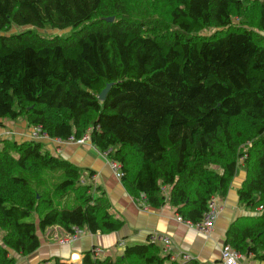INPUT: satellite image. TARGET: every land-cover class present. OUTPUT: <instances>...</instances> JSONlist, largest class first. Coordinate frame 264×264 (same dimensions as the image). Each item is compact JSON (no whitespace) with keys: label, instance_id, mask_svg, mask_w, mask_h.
Instances as JSON below:
<instances>
[{"label":"trees","instance_id":"1","mask_svg":"<svg viewBox=\"0 0 264 264\" xmlns=\"http://www.w3.org/2000/svg\"><path fill=\"white\" fill-rule=\"evenodd\" d=\"M15 26L30 29L5 34ZM20 120L51 139L89 135L135 199L193 225L242 169L239 199L257 215L226 244L264 262V0H0V126ZM86 175L42 142L0 140V264L35 254L48 228H123ZM82 264L181 263L149 242Z\"/></svg>","mask_w":264,"mask_h":264},{"label":"crops","instance_id":"2","mask_svg":"<svg viewBox=\"0 0 264 264\" xmlns=\"http://www.w3.org/2000/svg\"><path fill=\"white\" fill-rule=\"evenodd\" d=\"M31 131L32 128L27 122L5 121L3 126H0V140L27 141L30 140ZM39 142L44 143L53 155L69 160L81 168L92 170L93 175H87L86 182L94 187H101L106 192L112 204V212L124 222V226L120 231L110 234L94 235L82 232L76 241L68 244L60 242L68 236L63 229L48 228L45 233L40 232L41 247L33 254L30 264H52L54 261L51 260L55 258L69 264H82L84 254L93 250L97 252L98 258H116L123 254L127 246L148 244L153 235L169 238L172 250L168 253L163 251L170 256L175 253L190 254L196 264H223L220 254L233 222L240 217L257 215L239 199L238 190L246 178L242 169L227 195L215 196L218 216L212 232L205 235L195 226L178 221L175 210L169 205L161 209H144L143 201L135 199L116 177L108 154L100 152L91 141L81 145L73 142L59 144L52 139H42ZM157 245L163 249V244ZM45 261L47 263H44ZM239 264L264 262L253 256L242 255Z\"/></svg>","mask_w":264,"mask_h":264},{"label":"built area","instance_id":"3","mask_svg":"<svg viewBox=\"0 0 264 264\" xmlns=\"http://www.w3.org/2000/svg\"><path fill=\"white\" fill-rule=\"evenodd\" d=\"M30 133H31L30 134V140L40 141L42 139H51L47 134H45L43 132V129L41 126L33 127L32 131ZM52 140L57 141V143H59V144L67 143V142H73V143H77V144L81 145V144H85L86 142L90 141V136L85 135L83 138L78 139V140L75 138H71L69 141H62L60 139H52ZM105 154H107V153H105ZM111 162H112V168H113V171H114L116 177L119 180H122V178L124 176V171L122 169L121 164L118 162H113V161H111ZM141 201H143L144 209H146V207H148V206L144 202L145 201L144 196L142 197ZM260 210H263V207H260ZM218 211H219L218 206L216 204L215 197H214L209 202L208 211L206 212V214L204 216V220L200 224L193 225L191 223H186L179 216H177V220L182 222V223L188 224V225H193L201 233H203L205 235H209L214 228L215 220L218 216ZM81 233L82 232L78 228H75L74 232L72 234H68V236L65 239H62L60 242L62 244H68V243H71L73 241H76L79 238V236L81 235ZM150 242L155 243V244H163V250L166 253H168L172 250L171 241L166 236L153 235L150 238ZM241 257H242V254H240L231 245L225 243L224 246L222 247L220 258H221V261L223 264H239ZM171 259L173 261L181 262L182 264H184V263L192 262L193 257L190 254L175 253V254L171 255Z\"/></svg>","mask_w":264,"mask_h":264},{"label":"rangeland","instance_id":"4","mask_svg":"<svg viewBox=\"0 0 264 264\" xmlns=\"http://www.w3.org/2000/svg\"><path fill=\"white\" fill-rule=\"evenodd\" d=\"M30 29V27H19V26H15L9 33H5L7 35H12V34H16V33H20V32H23L25 30H28ZM36 31L38 33H40L41 35L45 36V37H68L69 35L72 34V32L74 31L73 28H67V29H63V30H60V29H52V28H46V29H36ZM215 32V29H212V30H208V31H204L202 32V34H205V35H211ZM14 122V121H12ZM12 122H9L8 123H12ZM18 122H25L23 120H20ZM5 123V122H4ZM7 125V123H6ZM87 176V175H86ZM259 211H260V208H259ZM39 235H40V231L38 232ZM16 258H17V261H18V264H30V260L33 259L34 255L32 256H29V257H20L18 255H14ZM121 256V255H120ZM118 257V256H117ZM116 257V258H117ZM104 258V257H103ZM54 264V262L52 263Z\"/></svg>","mask_w":264,"mask_h":264},{"label":"water","instance_id":"5","mask_svg":"<svg viewBox=\"0 0 264 264\" xmlns=\"http://www.w3.org/2000/svg\"><path fill=\"white\" fill-rule=\"evenodd\" d=\"M110 22L114 21V18H110L108 19ZM111 88V84H108L107 87L102 91V93L100 94L99 98L101 101H105L106 100V97H107V94L109 92Z\"/></svg>","mask_w":264,"mask_h":264}]
</instances>
